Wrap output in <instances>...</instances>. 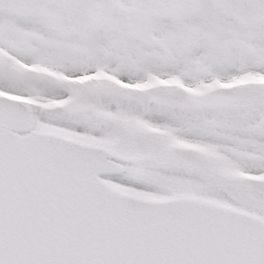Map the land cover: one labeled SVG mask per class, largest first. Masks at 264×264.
<instances>
[{
    "label": "snow or ice",
    "instance_id": "6c2138e0",
    "mask_svg": "<svg viewBox=\"0 0 264 264\" xmlns=\"http://www.w3.org/2000/svg\"><path fill=\"white\" fill-rule=\"evenodd\" d=\"M0 264H264V0H0Z\"/></svg>",
    "mask_w": 264,
    "mask_h": 264
}]
</instances>
